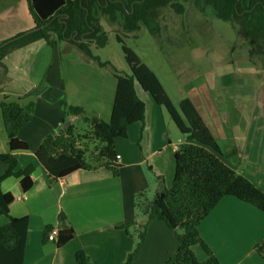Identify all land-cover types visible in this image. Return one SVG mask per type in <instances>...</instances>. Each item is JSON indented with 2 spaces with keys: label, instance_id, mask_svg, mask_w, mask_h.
<instances>
[{
  "label": "trees",
  "instance_id": "16d2710c",
  "mask_svg": "<svg viewBox=\"0 0 264 264\" xmlns=\"http://www.w3.org/2000/svg\"><path fill=\"white\" fill-rule=\"evenodd\" d=\"M181 1L26 0L34 24L32 29L38 30L1 47L0 67L5 70L2 59L9 53L39 40L50 47L67 42L103 66L104 63L98 62L91 52V47L103 48L107 43V33L101 20L119 28L123 36H137L144 28L154 35L159 28L160 11L169 8L181 15L184 13ZM192 4L198 11L210 7L215 18L232 24L243 44L251 49L248 61L255 63L252 55H257L264 70V0H192ZM22 34L24 32L9 39ZM9 39L0 41V45ZM116 40L121 44L130 74L116 76L109 121L104 122L97 117L85 118L88 130L80 133L73 123H66L68 117H79L82 111L78 107L68 106L61 125L41 140L34 155L48 180L57 181L78 170L99 169L119 177L120 165L117 164L114 140L126 139L128 127L136 123L141 125V135L144 126L145 105L136 95V83L144 93L149 94L155 105L165 109L186 140L173 153L174 175L171 187L165 188L159 184L160 190L154 194L144 211L146 225L151 221H159L172 231H182L181 234L174 233L177 247L163 264H219L200 238L199 224L225 196L234 197L264 213V192L223 163L219 157L223 153L216 139L191 101L188 98L181 99L177 110L153 71L123 43L120 36L117 35ZM37 90L26 93L24 97L36 94ZM33 113V102L25 106L0 103V124L9 149L8 153L0 154V165L8 167L0 177V182L5 177L20 178V188L24 192L32 186L34 166L28 165L16 171L13 153L28 151L27 143L18 138V131L31 120ZM90 142L95 144L92 150L88 145ZM133 198L135 207V196ZM13 200L10 193H2L0 190V216L8 219L0 227V264H23L28 221L25 217L13 218L9 215V206ZM65 220L64 214L60 213L58 221L64 223ZM132 224H122L119 229L127 230ZM52 230L53 227L45 228V238ZM73 238L74 231L67 225L57 230L54 242L60 247ZM143 238L141 232L139 242L121 264L133 262ZM194 246H199L204 252L206 259L203 262L197 260ZM254 249L264 259V240L255 245ZM74 260L76 264H91L86 253L81 250L74 254Z\"/></svg>",
  "mask_w": 264,
  "mask_h": 264
},
{
  "label": "crops",
  "instance_id": "0c3cea01",
  "mask_svg": "<svg viewBox=\"0 0 264 264\" xmlns=\"http://www.w3.org/2000/svg\"><path fill=\"white\" fill-rule=\"evenodd\" d=\"M33 27L34 24L29 15L26 0H0V41ZM62 43L66 44L67 48L73 50L74 53L80 51L67 42ZM59 44L61 43H56L54 47L50 48L43 40H39L9 53L2 59V64L5 67L2 82L6 78L11 79L10 76L17 78L10 83H13L11 91L19 99L25 98L24 95L30 92L28 90L23 91L24 82H27V86L31 89H36L35 85L39 83L41 74L44 72L46 74L42 78V80L45 79V85L37 90L36 100L33 102V116L18 131V138L27 143L28 151L13 153L16 159V171L23 170L28 165L34 166V172L31 174L32 186L24 192L20 188V178L5 177L0 182V190L2 193H10L14 198L9 206V215L13 218L25 217L28 221L23 264H76L74 254L80 250L86 253L91 264H121L134 249L136 240L134 236L127 234L119 227L122 224L133 222V197L140 190V186L135 187L134 180L131 179V174L137 171L140 162L138 156L133 154L130 147L127 146V142L121 143L120 139L114 140V149L116 155L119 156L117 162L120 165L119 177L112 176L105 169H99L97 171L78 170L63 179L48 180L34 155L41 140L47 134L56 131L61 125L65 117V109L70 106L67 104L66 86L60 68L62 65L61 56H59L60 65L58 64L59 74L54 64L56 56L54 52ZM36 45V49L31 53L33 55L32 63L27 67L25 65V70H21L20 65L23 58L26 56V61L28 60L30 52L28 48ZM45 46L50 49H45ZM42 51L43 54L40 55ZM41 56L47 57L46 62L45 58L41 62L38 61ZM45 66L47 67L45 68ZM36 67L35 71L38 74L33 77V69ZM31 72L32 76H30ZM51 76L54 78L51 79ZM224 76L227 78L225 71L218 81H207L206 79L208 90H223L227 86ZM135 87L140 88L136 83ZM135 92L144 103L145 113L149 116L148 133L143 137L146 148L149 149L150 143L158 145L159 140L161 143L158 149L160 152H153L148 158L149 160L155 159V164L161 168V175L164 176V179L166 176L167 181V174L171 175L172 170L169 159L174 153V150L169 149L165 142L162 146V137L164 130H166H163V124L165 125L167 117L161 107H155L150 99L140 98L138 92L136 90ZM217 93L220 92L217 91ZM215 98H220V95H215ZM214 101L209 102L213 104ZM234 104L239 103L235 102ZM195 109L197 110L196 107ZM200 109L202 110V108ZM236 112L233 116L240 120L243 111L238 112L236 110ZM198 113L211 134L213 133L212 135L218 144L220 141L226 140L228 151L230 148H234L238 157H243L242 159L246 163L254 164L253 166H257L259 161L263 159V151L258 144L249 143L243 136L244 134H240L236 122L231 130L225 132V127L222 124L223 121L226 122L224 119L219 123V127L222 126L221 131L215 132L207 124L204 112L198 111ZM76 119L77 117H68L67 123H72ZM214 124L212 122V125ZM151 130L155 132L149 133ZM129 131L134 132L135 136L136 127H130ZM131 137L133 136L129 132V138ZM245 140L246 146L241 147V143H244ZM221 151L223 163L231 168L232 164L230 167L227 158H224L226 150L223 148ZM8 152L7 140L1 127L0 154ZM230 157L236 160L234 159L235 156ZM7 168L6 165H0V177L5 174ZM250 169L255 171L257 168L250 167ZM138 177H142L140 172ZM243 177L253 183L250 176ZM18 197L23 198L17 200ZM60 213L66 217L64 223L58 221ZM7 222L6 217L0 216V227ZM67 225H70L74 231V238L71 241L60 247H57L55 242L47 241L44 236L45 228L55 227L58 230ZM150 227L154 233L151 236L157 240L156 246L161 251L157 250L156 253H152L153 247H142L133 260V264H138L142 259H147L151 264L160 263L161 257L166 258L176 246L170 229L165 225L154 222ZM198 233L217 258L219 264H264L254 249L255 245L264 240V213L249 204L231 196L222 197L201 221L198 226ZM169 239L171 248L168 251L165 248V242ZM151 243L152 241L149 239V244ZM193 252L198 261L203 262L206 259V256H203L201 252L194 251V247ZM151 256L156 258L152 261Z\"/></svg>",
  "mask_w": 264,
  "mask_h": 264
},
{
  "label": "rangeland",
  "instance_id": "374dc122",
  "mask_svg": "<svg viewBox=\"0 0 264 264\" xmlns=\"http://www.w3.org/2000/svg\"><path fill=\"white\" fill-rule=\"evenodd\" d=\"M181 3L184 6V13L181 15L175 14L169 8H164L160 11L158 19L159 28L154 35H151L144 28L137 36H123L119 28L109 26L101 20V25L107 33V43L103 48L91 47V52L98 59V62L104 63L103 66H99L82 51L74 53L64 43L56 46L58 48L54 52L56 54L54 64L56 65L55 68H57L58 74L60 68L62 70V79L66 86L67 104L74 107L79 106L78 108L82 111L81 116L77 117L72 123L80 133H84L88 130V125L84 121L85 118L97 117L104 122L109 121L116 76L130 74L124 60L121 44L116 40V36L118 35L122 38L123 43L135 52L141 62L153 71L177 110L179 109V101L188 98L200 113L204 112L207 124L213 131H221L222 126L219 127V123L224 119L226 122L223 121L222 124L225 127V132L231 130L234 127L233 124L236 122L240 134H244L243 136L249 143L258 144L259 148L263 151V159L259 161L257 166L246 163L242 159L243 157H238V153L234 148H230L228 151L226 140L220 141L218 145L221 149L224 148L226 150L224 158H227V163L230 167L232 164L231 168L237 174L250 176L254 185L264 190L263 65L255 54L252 55L253 59H255L254 65L248 61V57L251 56V49L243 44V40L238 36L232 24L215 18L210 7H205L203 11H198L193 6L192 0H182ZM27 31H24V33ZM36 47L37 45L28 48L30 51L28 60L26 61V56L23 58V62L20 65L21 70H25V65L27 67L32 63L33 55L31 53L34 52ZM50 48L45 46L47 50ZM41 54H43V51L40 52ZM59 56L62 58L60 68ZM44 58L46 62L47 57L45 56H41L38 61L41 62ZM36 69L37 67L33 69V77L38 74L35 71ZM224 71L227 72V78L224 76L227 86L223 90L217 89L220 93L208 90L205 82L206 79L207 81H218ZM3 74L4 69L0 67V103H17L23 106L29 102H35L37 94H31L23 99L15 96L11 91L13 83L11 84L10 81L13 82L17 78L10 76L11 79L6 78L2 82ZM44 74L46 73L41 74L39 83L35 85L38 90L41 86L45 85V83H41ZM30 76H32V72ZM52 78L54 76H51ZM26 90L31 92L35 89H31V87L27 86V82H24L23 91ZM135 90L138 92L140 98L152 101L149 94L142 92L140 88L135 87ZM215 95H220V98H215ZM213 100L215 101L211 104ZM235 102L239 104L236 105L234 104ZM234 105H236V108H234ZM155 107L161 106L155 105ZM161 109L167 117L165 125L163 124V130H166H164L162 137V146L165 142L169 146V149L174 150L175 145L179 146L185 143L186 140L179 133L165 109L163 107ZM234 109L238 112L243 111L240 120H237V117L233 116L237 113ZM148 122L149 116L145 113L141 135V125L136 123L128 127L126 139H117H120L121 143L126 141L127 146L130 147L133 154L138 156L140 162L137 171L131 174L132 177L127 175L131 177L132 181L134 180L135 187L140 186V190L134 194L136 204L133 209L134 224L129 225L127 230L124 229V231L134 236L136 243L139 242L138 236L142 232L144 238L142 243L140 242L139 251L142 247L151 246L153 247L151 252L156 253L157 250H161L156 246L157 240L151 236L154 233L151 231L150 225L159 221H151L146 225L147 220L144 211L154 197V194L160 190V185H163L165 188L171 187L174 175V160L172 155L169 159V164L172 165L171 175L167 174L168 179L166 181V176L164 179V176L161 175V168L155 164V159L149 160L148 158L151 153L160 152L158 149L161 146L159 140L158 145L150 143L149 149L146 148L143 137L148 133ZM212 122L215 124L212 125ZM1 125L0 128L2 127ZM132 126L136 127L135 136L134 132L129 131V128ZM129 132L133 137L129 138ZM151 132L154 133L155 131H149V133ZM246 140L244 143H241V147L245 145ZM88 145L92 150L95 144L94 142H90ZM244 155L246 156V154ZM230 156H235L236 158L234 159L236 160L231 159ZM219 157L223 160V156ZM250 167L257 169H253L255 171H252ZM258 169L259 171H257ZM139 172L142 177H138ZM170 231L172 237L175 239L176 246L173 251L168 253L167 257L174 253L177 247L174 233L181 234L182 232L181 229ZM148 238L151 239V244H149ZM165 248L168 251L170 250V239L166 240ZM196 250L201 252L203 256L205 255L199 246H194V251ZM151 258L153 261L156 257L151 256ZM166 258L161 257L160 263L157 264H163ZM261 260L264 262L263 258ZM138 264L151 263L147 259H142Z\"/></svg>",
  "mask_w": 264,
  "mask_h": 264
},
{
  "label": "built area",
  "instance_id": "2783aa9c",
  "mask_svg": "<svg viewBox=\"0 0 264 264\" xmlns=\"http://www.w3.org/2000/svg\"><path fill=\"white\" fill-rule=\"evenodd\" d=\"M178 147L177 145L174 146V151L178 150ZM116 159L119 160V156L116 155ZM23 197H18L17 200H21ZM56 233H57V229L55 227H53V230L51 232H49L46 236V239L47 241H50V242H54L56 240Z\"/></svg>",
  "mask_w": 264,
  "mask_h": 264
},
{
  "label": "water",
  "instance_id": "95a60500",
  "mask_svg": "<svg viewBox=\"0 0 264 264\" xmlns=\"http://www.w3.org/2000/svg\"><path fill=\"white\" fill-rule=\"evenodd\" d=\"M37 30H38V28H34V29H31V30L25 32L24 34H22V35H20V36H17V37H14V38H12V39H9V40L6 41L5 43L1 44V45H0V48L6 46L7 44H9V43H11V42H13V41H16V40L22 38L23 36H25V35H27V34H29V33L35 32V31H37ZM68 123H69V122H68ZM68 123H66V124H68Z\"/></svg>",
  "mask_w": 264,
  "mask_h": 264
}]
</instances>
